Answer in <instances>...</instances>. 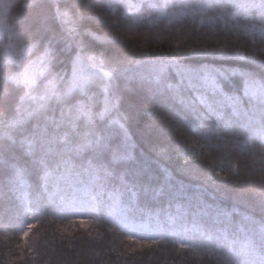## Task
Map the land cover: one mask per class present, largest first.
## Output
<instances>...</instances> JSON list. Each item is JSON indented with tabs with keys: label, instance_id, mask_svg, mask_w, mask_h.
Listing matches in <instances>:
<instances>
[{
	"label": "trees",
	"instance_id": "16d2710c",
	"mask_svg": "<svg viewBox=\"0 0 264 264\" xmlns=\"http://www.w3.org/2000/svg\"><path fill=\"white\" fill-rule=\"evenodd\" d=\"M4 22L0 264H264V0H11ZM78 186L81 215L51 216Z\"/></svg>",
	"mask_w": 264,
	"mask_h": 264
},
{
	"label": "rangeland",
	"instance_id": "374dc122",
	"mask_svg": "<svg viewBox=\"0 0 264 264\" xmlns=\"http://www.w3.org/2000/svg\"><path fill=\"white\" fill-rule=\"evenodd\" d=\"M11 0H0V37L2 36V34L5 32V16H6V12H7V8L8 5L10 3ZM96 71V70H94ZM98 73L101 76H108V73L104 72V71H98ZM83 74L81 73V75H77L75 80L77 81V79L80 78V76H82ZM84 82V80L82 81ZM80 188V189H78ZM93 196L89 195L86 189L81 188L80 186L78 187H73L69 193L67 195H65L64 198H60V200L62 201V203L60 205H57L56 209H54L51 205L49 206V214L51 216H66L68 210L74 211L76 213L79 214V216L81 215L80 209L82 207L80 206H84L88 203V198H91ZM67 207V209H66ZM104 210L105 212H107L108 214H111L110 218H115L118 221L121 220L122 224L125 226V229L129 232V234H131L130 231V222H126L124 219V215H123V210L121 207L115 205L114 203H112V201L106 200L105 205H104ZM178 234L174 235L175 237L182 236L181 233L177 232ZM195 231H191L189 234H194ZM173 235V234H172ZM184 237V236H183ZM185 240L188 239V236L184 237Z\"/></svg>",
	"mask_w": 264,
	"mask_h": 264
}]
</instances>
